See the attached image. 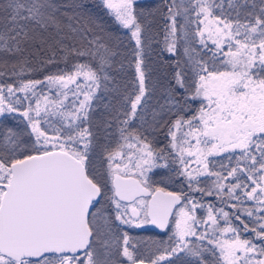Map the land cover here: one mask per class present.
I'll return each mask as SVG.
<instances>
[{
	"label": "snow or ice",
	"instance_id": "snow-or-ice-1",
	"mask_svg": "<svg viewBox=\"0 0 264 264\" xmlns=\"http://www.w3.org/2000/svg\"><path fill=\"white\" fill-rule=\"evenodd\" d=\"M0 264H264V0H0Z\"/></svg>",
	"mask_w": 264,
	"mask_h": 264
},
{
	"label": "trees",
	"instance_id": "trees-1",
	"mask_svg": "<svg viewBox=\"0 0 264 264\" xmlns=\"http://www.w3.org/2000/svg\"><path fill=\"white\" fill-rule=\"evenodd\" d=\"M140 235H155L154 232H139Z\"/></svg>",
	"mask_w": 264,
	"mask_h": 264
},
{
	"label": "water",
	"instance_id": "water-1",
	"mask_svg": "<svg viewBox=\"0 0 264 264\" xmlns=\"http://www.w3.org/2000/svg\"><path fill=\"white\" fill-rule=\"evenodd\" d=\"M149 228H151V226H148ZM158 231V230H157Z\"/></svg>",
	"mask_w": 264,
	"mask_h": 264
},
{
	"label": "rangeland",
	"instance_id": "rangeland-1",
	"mask_svg": "<svg viewBox=\"0 0 264 264\" xmlns=\"http://www.w3.org/2000/svg\"><path fill=\"white\" fill-rule=\"evenodd\" d=\"M148 227V226H147Z\"/></svg>",
	"mask_w": 264,
	"mask_h": 264
}]
</instances>
